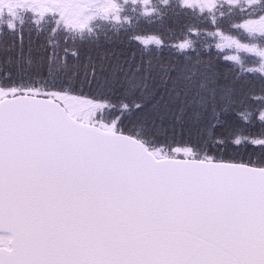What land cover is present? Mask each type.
<instances>
[{"label":"snow or ice","instance_id":"1","mask_svg":"<svg viewBox=\"0 0 264 264\" xmlns=\"http://www.w3.org/2000/svg\"><path fill=\"white\" fill-rule=\"evenodd\" d=\"M0 264H264V0H0Z\"/></svg>","mask_w":264,"mask_h":264}]
</instances>
